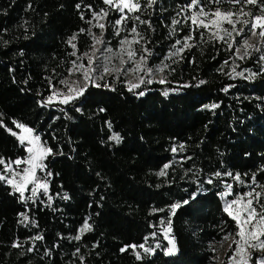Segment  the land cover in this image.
Returning a JSON list of instances; mask_svg holds the SVG:
<instances>
[{
    "label": "trees",
    "instance_id": "trees-1",
    "mask_svg": "<svg viewBox=\"0 0 264 264\" xmlns=\"http://www.w3.org/2000/svg\"><path fill=\"white\" fill-rule=\"evenodd\" d=\"M140 5L133 14L139 20L124 22L138 25L151 66L170 56L165 83L130 91L110 77L71 103L48 104L76 57L92 48L93 13L107 11L103 40L112 39L106 25L118 15L103 0H0V159L26 156L10 134L16 124L51 149L44 161L48 196L24 204L0 181V264H211L218 244L237 230L223 211V186L232 185L235 196L264 186V60L237 59V45L229 49L189 19L200 7L258 15L264 5ZM189 35L193 46L171 55ZM175 158L179 165L159 175ZM161 219L171 224L175 253L165 254L170 245L163 240L162 249L138 260L130 246L143 245ZM86 222L90 230L75 239Z\"/></svg>",
    "mask_w": 264,
    "mask_h": 264
},
{
    "label": "snow or ice",
    "instance_id": "snow-or-ice-1",
    "mask_svg": "<svg viewBox=\"0 0 264 264\" xmlns=\"http://www.w3.org/2000/svg\"><path fill=\"white\" fill-rule=\"evenodd\" d=\"M105 5H108L109 8H114L116 11L120 12L122 15L119 19L115 21L116 25L119 26L122 24L123 21L128 19L129 17L125 14V10H127L128 13H134L136 11L141 10L140 0H103ZM222 0H212V3L214 4H220ZM235 4H245V5H253L257 6L264 5V0H232ZM147 6L151 7L153 4L156 3V0H146ZM199 0H191V6L198 5ZM80 5H77V8H79ZM90 7V6H89ZM260 14L256 15L250 11H245L244 8H240L239 11H221L219 8H217L212 13H206L203 7H200L199 12H195L192 14L189 19L191 20V23L195 25L196 27H202L205 30L210 29V25L214 26L216 28V31L211 32V37L219 39L221 41H231V43L228 44L229 49H231L234 45L237 44V41L235 37L242 36L246 31L251 34V37H257L259 41H264V6H261ZM107 16L106 10H101L100 13H93V20H96L97 23L94 25L95 27H99L101 30L105 28V24L100 23L99 21L104 19ZM250 17L251 19H241V17ZM200 17H205V19H200ZM211 17V18H209ZM83 15H81V19H83ZM134 19L139 20V17H134ZM89 24L92 23V20L87 21ZM141 23H146V21H140ZM179 21L173 20V24H177ZM227 23L230 25V28H225L223 25ZM237 24L243 25L242 27H237ZM259 29V31H257ZM83 31V30H82ZM90 32V30H89ZM131 32L134 34H137V28L135 26L132 27ZM219 33H223L222 35H219ZM235 33V36L233 35ZM117 35H119V29L117 30ZM76 37L73 36L68 43L75 49L76 45L72 43L73 40H75ZM95 44L93 45V53L92 56H89L88 59V67H85L83 64L76 65L75 62L73 63V67L79 69H83L82 75L84 77L85 81V88L87 87V84L89 82L93 83L94 86L99 87L100 85L95 84V79L102 78L101 76L97 75L95 78L91 75L92 72H94L96 69L92 67L94 63V57L96 54V51H99L95 48V45L102 44L103 40L97 37H93ZM142 39V37H141ZM193 39L192 35H189L184 38V42L181 48H178L176 52L172 53L171 55H179L183 52L185 48H190L193 45H190L188 41ZM139 40L133 39L131 41L129 40H123L121 41L122 46L125 44L131 45L132 43H139ZM176 44H181L180 40L176 41ZM241 49H243L242 55ZM249 49H255L256 51H260V48H258L254 44L249 43V39L245 38L242 41V44L240 46L236 47V53L237 59H244L245 57H248L251 55ZM123 50V49H122ZM110 51V50H109ZM145 53H147V49H145ZM71 55H75V52L71 53ZM87 55V54H86ZM127 56L129 61L133 60V57L136 56V52L133 50L127 51ZM260 60H264V55H261ZM121 63H124L122 60ZM146 63V55L141 56L140 60L136 62V67L134 69H131V71H141L143 70L145 72V75H148L151 73L150 68H142V65ZM227 63V61L225 62ZM110 70L107 67V65L104 66V73H108ZM71 73V70H70ZM240 76L243 77V73H239ZM256 74H251L248 78L254 77ZM145 81L141 78L140 83H144ZM151 80H148L147 83H151ZM63 83L67 84L66 81H63ZM140 83L133 84L129 82V90L140 87ZM160 83H164V80L162 79ZM201 83H204L201 81ZM85 89L81 87H72L69 86V93L70 95L65 96L64 100H62V103H68L70 100L76 98V96L83 93ZM227 91V88L225 89ZM165 95L168 93L165 92ZM139 95H144L143 92L139 93ZM52 97H49V102H51ZM212 107H216V105H213ZM2 126V125H0ZM16 127L21 129L20 135H18L16 132H10L11 135L17 136V139L20 141L21 144H25L27 142V152L29 153V156L26 160L18 159L14 163L15 165L19 166L21 164H27L29 167L23 168L21 171L17 172L15 169L12 168L13 162L5 163L3 159H0V164L5 165L3 172L4 173H11L10 176H6L3 173H0V181H5L8 185H10L13 189V192H19L22 199H30L31 197H24V192L27 190V186L29 184H33V188L31 189L32 197H35L37 195V189L43 188L45 192L47 191V184L41 182L36 177V169L43 168V164L40 162L42 161L46 155L51 154V149H48L46 147L41 146L40 144V137L38 135L33 136L32 130L29 128H26L22 124H16ZM111 127V125H109ZM10 131V130H9ZM26 134V135H25ZM113 141L119 143L120 137L118 135H113L110 137ZM182 147V146H181ZM175 151V149L173 150ZM168 166L165 165V168ZM159 175L163 176L165 175L164 171H161ZM217 176L221 175L220 173L216 174ZM230 175V173H229ZM19 176V180L16 179V177ZM235 179L239 180V177H235ZM253 183H255V176L252 178ZM208 183H212L211 180L208 181ZM231 188V185L228 186ZM231 193H226V195H230ZM264 195L262 193H255V196L253 195L252 191H249L245 195H240L236 199H233L230 202H226L223 211L227 213V215L236 222L238 231L236 232V236L239 237V239H234L233 244H235V249L233 250V255L229 257L228 264H249V260L252 258L251 253L249 252V249L251 250H257L259 249L261 252H264V240L261 239V237H264V205H261V210L258 211L256 207L253 206L254 201L256 203H259L260 197ZM246 197H250L251 199H246ZM67 198V197H65ZM195 198V196H193ZM189 201L185 200L184 203L187 204ZM181 205L176 204L172 206V213L175 214V211L177 208H179ZM27 216H24V220H27ZM170 223V222H169ZM90 230V225L86 222L81 229V232ZM170 229H165V239L168 240L169 247L166 250L167 254H174L175 252V243L173 239H170L168 236V232ZM41 237H36V239H40ZM227 237H225L226 239ZM75 239L79 240L80 237L76 236ZM14 247L16 245H13ZM134 251L137 247L143 248V251L145 253H152L154 250L144 247V245H131L130 246ZM159 247V245H157ZM125 249H122L124 251ZM237 257L239 259H237ZM136 258L139 260L141 259L140 254L136 253ZM258 264H264V258H261L258 261Z\"/></svg>",
    "mask_w": 264,
    "mask_h": 264
},
{
    "label": "rangeland",
    "instance_id": "rangeland-1",
    "mask_svg": "<svg viewBox=\"0 0 264 264\" xmlns=\"http://www.w3.org/2000/svg\"><path fill=\"white\" fill-rule=\"evenodd\" d=\"M140 4H141V0H140ZM108 6V5H107ZM109 7V6H108ZM111 12H116V14L118 15V19L120 18V16L122 15L120 12L116 11L114 8H109ZM110 12V13H111ZM135 13V12H134ZM134 13H128L127 10H125V14L130 18L134 17ZM259 15V14H258ZM107 16L100 20V23H104V21L106 20ZM211 18V17H209ZM200 19H205V17H200ZM241 19H251L250 17H244L242 16ZM95 23H97V21H95ZM109 26L111 29V37L112 39H114L117 36H120V38L117 40V44L113 45L112 44V39H105L103 40L102 44H97L95 45V48L98 49L99 51H96L95 57L94 59V63L92 65L93 68H95L96 70L94 72L91 73V75L95 78L97 75L101 76L102 78L100 79H95V84L104 81L107 78H114V80H117L119 78H122L126 87L129 90V82L136 84V83H140V79L142 78L145 82L144 83H140V87L132 89L131 91H136L137 89L144 87L146 85H152V84H164L165 83V70L167 68V61L168 59H170V56L167 57V59L162 63L159 64L157 66H151V64L149 63V59L147 56V53H145V50L142 48V46L139 43H132L131 45L125 44L122 46L121 41L123 40H139L140 41V37L137 34H134L131 32V29L133 26H135L136 28L138 27V25H132L131 27H129L128 25H125V22L123 21L121 25L117 26L116 23H113L111 25H106ZM243 25L241 24H237V27H242ZM95 26H93V30H92V36L100 38L102 37L103 34V30H101L99 27L97 28L98 30H95L94 28ZM223 27L225 28H230L231 26L228 25L227 23H225L223 25ZM119 29V35H117V30ZM138 29V28H137ZM210 29L206 30L207 33H209L210 37H211V32L216 31V28L214 26L210 25ZM257 31H259V29H257ZM138 33V30H137ZM223 33H219V35H222ZM233 35L235 36V33H233ZM212 38V37H211ZM248 38L249 39V43L250 44H254L256 45L258 48H260V51H256L255 49H249L251 55H264V41H259L257 37H251V34L249 32H245L242 36H237L235 37L236 41H237V46H240L242 44L243 39ZM219 40V39H218ZM221 41V40H220ZM225 42V41H223ZM189 43V42H188ZM226 44L231 43V41H227L225 42ZM95 44V41L93 39V45ZM93 45L92 48L85 54L82 55L80 57H76V61L75 64L76 65H81L83 64L85 67H88V59L89 56H92V53L94 51L93 49ZM183 45V44H182ZM181 45V47H182ZM236 46V47H237ZM123 49V50H122ZM110 50V51H109ZM128 50H133L136 52V56L133 57L132 61H129L128 56H127V51ZM176 52V51H175ZM243 49H241V53L240 55H242ZM146 55V63L142 65V68H150L152 71L150 74L145 75V72L143 70L141 71H131V69H134L136 67V62H138L141 58V56H145ZM237 53L235 50V56L237 58ZM250 55V56H251ZM249 57V56H248ZM247 58V57H245ZM124 61V63H121V61ZM107 65V67L109 68V72L108 73H104V66ZM71 70V73H70ZM69 70L68 72V76L63 79L60 83V86L58 87V89H54L52 91V94L50 95V97H52L51 102H49L48 100V104H52V103H60V104H68L71 103L73 100H75L76 98L80 97L82 94L76 96V98L70 100L68 103H62L61 101L64 100L65 96L70 95L69 93V86L72 87H81L86 89L89 85L93 84L91 82H89L87 84V87L85 88V81H84V77L82 75V71L83 69H77L74 68L72 66V68ZM164 80V83H160L161 80ZM148 80H151V83H147ZM63 81H66L67 84L63 83ZM84 92V91H83ZM26 127V126H25ZM28 128V127H26ZM16 133L18 135L22 134L21 133V129L17 128ZM30 129V128H29ZM32 130V129H31ZM26 135V134H25ZM32 135H38L40 137V135L38 133H36L34 130H32ZM115 135V134H113ZM112 135V136H113ZM17 137V136H16ZM20 142V141H19ZM21 144V143H20ZM40 144L43 147H46L40 137ZM24 146L25 151H26V156L24 159L21 160H26L29 156V153L27 152V142H25V144H21ZM47 148V147H46ZM175 151H173L174 153L177 152L178 149L174 148ZM173 149V150H174ZM47 156V155H46ZM45 156V158H46ZM45 158L40 161L43 164V168H39L36 169V177L43 183L47 184V191L45 192V190L43 188H39L37 189V195L35 197H32L31 194V189L33 188V184H29L27 186V190L24 192V197H31L30 199H22L20 196L19 192H14L19 196V199L22 203L26 204L28 202H33L34 200H36L37 198H39L40 196H46L48 194V181H47V174L45 173ZM175 164H170L167 165L168 167L165 168L164 172H166L167 169H169L170 166H174V168L176 166L179 165L180 160L179 158H175L174 160ZM15 162V161H14ZM12 163V168L15 169L17 172L21 171L23 168L25 167H29V165L27 164H21L19 166L15 165V163ZM8 163V162H5ZM5 165L1 164V170L0 173L5 174L6 176H10L11 173H4L3 169H4ZM17 180H19V176L16 177ZM5 184H7L5 181H3ZM239 183V182H238ZM8 185V184H7ZM10 186V185H9ZM229 185H224L221 191V198L223 200V206H225L226 202H230L233 199H236L238 196H235L234 192H233V186L231 185V188L228 187ZM11 187V186H10ZM12 189V187H11ZM13 190V189H12ZM249 191L253 192V195L255 196V193L259 192L264 194V186H249L248 189L246 190V192L242 195H245L246 193H248ZM231 193L230 195H226V193ZM48 196V195H47ZM246 199H251L250 197H246ZM261 205H264V195H262L259 199V203H256L254 201L253 206L257 208L258 211L261 210ZM236 223V222H235ZM83 227H81L79 229L78 232V236L81 237V235L86 232L83 231L81 232V229ZM165 229H170L168 232V236L170 239H173L171 236V224L169 223L168 220L166 219H161L158 226L155 228L154 233L150 236H148V238L146 239V242L143 244L144 247L153 249L154 251L152 253H145L143 251V248L137 247L135 249V254L138 252L141 256V258H145V257H151L152 255H154V253L160 249L163 248L164 244H163V240L167 241V239H165V234H164V230ZM237 230L232 233L229 234L225 237H227L220 242V244H218L217 246V252H216V257L214 258V260L212 261L211 264H224V258L227 252L232 251L231 256L233 255V250L235 249V244H234V248L231 249V246L233 245V240L234 239H239V237L236 236V232ZM262 240H264V237H261ZM157 245H159V247H157ZM171 247V245H170ZM249 252L251 253V259L249 260V264H258V261L261 258H264V252H261L259 249L257 250H251L249 249ZM166 253V250H165ZM175 253V252H174ZM170 255V254H168ZM237 259H239L237 257ZM229 260V259H228ZM228 260L226 262V264H228Z\"/></svg>",
    "mask_w": 264,
    "mask_h": 264
}]
</instances>
